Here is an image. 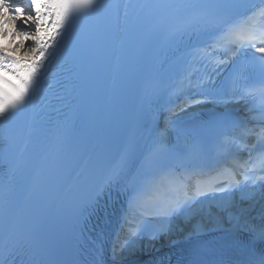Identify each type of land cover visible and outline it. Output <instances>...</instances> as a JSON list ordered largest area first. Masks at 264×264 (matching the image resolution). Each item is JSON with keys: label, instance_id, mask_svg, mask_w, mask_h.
<instances>
[{"label": "snow or ice", "instance_id": "obj_1", "mask_svg": "<svg viewBox=\"0 0 264 264\" xmlns=\"http://www.w3.org/2000/svg\"><path fill=\"white\" fill-rule=\"evenodd\" d=\"M244 7L255 9L256 6L222 0H114L111 3L106 0H0V37L9 34L7 25L13 38L21 37L16 48L22 47L27 40L34 42V47L29 49L30 59L21 58L16 49L9 52L0 47V123L4 124L2 137L7 165L4 182L0 185V245L6 258L26 249L33 256L34 264H51L55 248L52 241L42 237L40 220H33L26 227L23 210L13 207L12 182L18 164L8 156L13 143L10 128L21 121L30 129L34 128L37 113L33 110L46 61L58 58L64 72L68 64L75 61L83 36L74 32L78 21L91 19L92 26L99 30L101 22L107 20L113 31H123L129 13L134 12L136 19L144 25L138 44L141 55L170 48L192 35L214 41L205 48L215 50L224 45L234 46L228 50L230 55L218 61L214 69L216 71L222 65L231 69L229 87L218 88L209 76L196 85L200 91L187 98L181 111L204 103L222 104L249 98L254 102L259 97L260 102L254 103V108L260 115L253 119H258L261 127L259 131L245 129V135L255 136L256 142L246 149L248 159L238 165L244 170L241 173L243 180L237 179L223 165L212 170L217 176H210L204 169L182 168L170 156L162 139L153 140L151 146L138 155L139 145L135 138H122L114 149L104 151L87 174L70 187L71 212L78 218L90 219L114 188L119 191L120 186L126 184L130 192L128 211L120 229L127 228L128 231L122 243L120 235L116 236L114 259L125 250L129 254L139 250L138 240L144 234L147 233L151 240L158 239L171 232L176 220L191 223L206 209L211 212L214 208L217 210L213 217L216 223L223 220L221 214H228L237 229L248 236L249 264H264V251L258 261L254 254L255 244H264V213L257 226L250 224L242 212H234L237 191L241 193V200L249 199L259 183L264 196V46H259L264 44V24L256 22L258 16H264V0H261L259 10L250 14L239 13L238 10ZM30 25L35 29L34 36L27 30ZM249 49H254L259 57L241 59L247 56ZM198 52L206 54L200 48H194L192 54ZM257 59L259 64L255 63ZM223 97H230V100ZM72 124L71 117L51 122L48 149L44 155L47 165L55 167L61 160ZM235 143L229 139L222 141L223 146ZM257 172L262 174L256 175ZM101 173L104 178L98 180ZM218 176L225 179L220 180ZM193 177L196 179L190 183ZM40 181L38 169L33 175L32 189L37 188ZM134 210L139 211L140 219H136ZM95 264H102V261L97 260Z\"/></svg>", "mask_w": 264, "mask_h": 264}, {"label": "bare ground", "instance_id": "obj_2", "mask_svg": "<svg viewBox=\"0 0 264 264\" xmlns=\"http://www.w3.org/2000/svg\"><path fill=\"white\" fill-rule=\"evenodd\" d=\"M18 50H24L27 51L28 50V45L26 44V46H22L20 48H18ZM252 208V205H250L249 208H247L246 204H235V209L234 212L236 213H245L248 212V210H250ZM217 214V211H205L201 216H197L195 217V219H193L191 221V223H187L185 221H183L181 219V224H175V233L173 236V239H180L182 237H190L193 234H195V232L199 231V230H204V229H210L211 227H219L221 225L225 224V220H227L229 217L228 214H221L223 215V220L219 223H216L215 220L213 219V217H215ZM172 238L167 239V238H163L161 239L160 242H155L151 248V252H160L166 245H170L171 241L173 240ZM143 255H146V250H142ZM150 253V251H149Z\"/></svg>", "mask_w": 264, "mask_h": 264}]
</instances>
